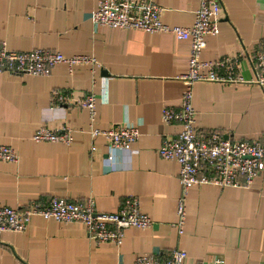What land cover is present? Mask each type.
<instances>
[{
  "label": "crops",
  "instance_id": "crops-1",
  "mask_svg": "<svg viewBox=\"0 0 264 264\" xmlns=\"http://www.w3.org/2000/svg\"><path fill=\"white\" fill-rule=\"evenodd\" d=\"M166 9L168 25L188 26L198 0H150ZM217 35L206 37L202 60L243 54L242 73L253 72L245 54L264 46V0H220ZM96 0H0V43L12 50L42 48L95 63H59L48 75L0 73V145L16 162L0 161V206L23 208L52 196L87 198L98 212H116L126 195L153 219L151 228L129 227L121 244L97 243L81 223L34 215L25 230L0 231V264H134L137 256L180 248L182 264L219 258L225 264H264V172L247 187L194 184L184 200L182 232L174 225L181 195L179 165L159 156L163 137L181 126L163 122V110L180 105L186 89L190 41L171 32L110 28L93 22ZM67 103L51 101L52 90ZM195 125L226 138L264 144V87L197 81L192 86ZM93 93L95 126H138L135 152H120L122 168H106L104 139L92 140L89 112L76 99ZM41 126H68L73 140L36 142ZM92 143L96 150L92 151Z\"/></svg>",
  "mask_w": 264,
  "mask_h": 264
},
{
  "label": "built area",
  "instance_id": "built-area-1",
  "mask_svg": "<svg viewBox=\"0 0 264 264\" xmlns=\"http://www.w3.org/2000/svg\"><path fill=\"white\" fill-rule=\"evenodd\" d=\"M164 11L165 8L150 0H96L92 20L97 25L110 28L151 33L171 32L179 40L190 41L188 70L180 76L186 86L180 105L177 108L167 107L162 114L164 123H178L181 130L175 137L164 136L158 148L161 158L175 160L179 165L181 195L178 198L177 220L174 225L182 232L184 200L191 185L247 187L264 172V144L260 140L226 138L219 131L201 132L195 125L196 113L192 105V86L197 81L247 83L264 87V46L251 54H245L253 72L251 77L245 78L241 68V53L208 61L200 57L206 47V37L217 35L218 24L223 18L220 0H198L194 19L188 26L166 24L162 20ZM59 63H65L71 68L76 64L95 63V60L86 55L65 56L59 51L42 48L12 50L4 42L0 43V73L44 76ZM51 101L56 105H63L67 103V96L54 89L51 92ZM75 102L89 112V134L92 140L97 137L104 139V166L122 168L120 152H135L131 149V144L140 136L138 126L128 122L115 123L109 129L101 130L94 124L97 116L95 95L86 94ZM32 139L36 142L69 144L73 135L68 126H41L35 130ZM96 147L92 143V151ZM17 159V152L12 147L0 145V161L16 162ZM34 215L62 223L84 224L89 236L97 243L110 242L117 245L122 243L127 228L147 229L153 225L151 216L140 210L137 197L132 195H126L121 207L112 213L96 211L92 198L74 202L52 196L45 202H31L23 208L0 206V231H23ZM186 256L185 250L174 248L165 256H137L134 264H182ZM196 264L225 262L212 258Z\"/></svg>",
  "mask_w": 264,
  "mask_h": 264
}]
</instances>
